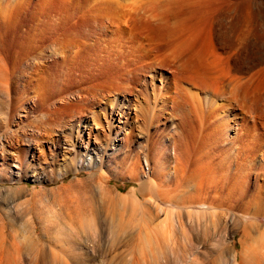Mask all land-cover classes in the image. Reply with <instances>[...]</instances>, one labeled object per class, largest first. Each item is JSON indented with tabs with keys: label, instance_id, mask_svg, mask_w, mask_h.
Returning <instances> with one entry per match:
<instances>
[{
	"label": "rangeland",
	"instance_id": "rangeland-1",
	"mask_svg": "<svg viewBox=\"0 0 264 264\" xmlns=\"http://www.w3.org/2000/svg\"><path fill=\"white\" fill-rule=\"evenodd\" d=\"M167 18L183 20L176 37L188 32L190 65L205 71L195 85L206 91L174 81L171 63L182 62L146 25ZM258 28L264 0H0V54L12 75L8 86L0 82V264H264V112L249 109L261 99L264 111V72L238 94L228 77L229 66L253 54L228 43ZM156 43L162 66L129 85L135 97L89 96L84 113L53 115L57 147L26 148L20 137L36 134L41 116L32 105L36 65L87 45L127 61ZM182 88L190 107L174 100ZM186 160L191 171L199 164L194 175L180 171Z\"/></svg>",
	"mask_w": 264,
	"mask_h": 264
},
{
	"label": "bare ground",
	"instance_id": "bare-ground-1",
	"mask_svg": "<svg viewBox=\"0 0 264 264\" xmlns=\"http://www.w3.org/2000/svg\"><path fill=\"white\" fill-rule=\"evenodd\" d=\"M172 19L170 20L167 18L166 20L164 19L162 21H151V22L147 21L146 22L147 24L146 23L145 24L149 25V27L151 26V27L155 28V30H158V35L157 34L156 35L163 42L165 41L164 42L165 44H163V43H161V44L165 45L163 47L167 48L166 51H168V49L170 47L173 48V51H172V48H170L169 51L173 52L172 56L175 53L174 54L175 57L173 56L174 59L180 58V60L182 62V64L178 63L180 65V68L178 67L179 65L177 67L172 66L173 64L171 63V61L168 62V60L171 56V53L168 51L169 52L168 55L170 54V56H169L168 60L166 59V62L171 63V66L170 65L169 66L173 67L170 69H172L171 71H172V76L174 78V81L175 82H178V81L183 82V83H186L187 85H193V86H196L195 84H199V83L201 84V81H202V83L205 81V73H204L205 71L199 72L197 70L200 68H197V70H196V69H194L195 67L193 68L190 65V60H191V58H190L191 53H189V48H190L189 47L190 46L189 45L190 44L189 38H190V36H188L189 35L188 32H187V34L184 35L185 37L182 38V40L179 39L183 36V34L180 33V30L184 31V28H185L184 25H182L184 27L183 29H181L182 26H180V28H178L179 23L183 22V20L182 21H180V20L176 21V19H174V20H172ZM78 25L80 26V24H78V23H77V25L76 24H70L69 27L72 28L70 30H73L75 27L78 28ZM186 28H188V26ZM76 30H78V29H76ZM155 32H157V31H155ZM176 35H179L178 40H177ZM235 39H236L235 41L228 43V44H230V47L232 50L237 51L240 49V51H241V50L248 48V49L252 50V52H253V54L250 55L249 57H247L248 55H246V57H244L240 60L237 59L236 61H238V62L234 66H229V68H228V75H229L228 77H229L230 81L234 83V86H233L234 92L238 94V92L242 91V89L244 90L245 88L252 86L251 83L253 82L255 77L258 74H260V73L262 74L264 72V66L259 67V68L255 67L256 69H254V71L253 70L250 71L251 69H253L252 68L253 66L258 67L259 65H257V64H261L264 62V53H261V51H263V49H264V30L263 29L259 30V28H258V30H256V32L251 34V35L250 34H248V35L242 34L240 36L236 35ZM154 40H156V39H154ZM226 42H229V40L226 39ZM159 44L157 45V43H156L155 45H157V46H154V48H151V51H148L146 53V55H144V56H133V57H131V53L130 52L127 53L126 55L131 57L130 59H127V61H123V58L125 57L123 55H125V54H122L119 51L109 50V49H101L100 47L99 48L96 47L97 49H95V48L89 47L88 45L87 46L82 45L83 47H79L76 50H70L69 49L70 51H66V52L61 51V53L57 54V55H59L58 61L57 60L53 61L52 64H49V63L47 64L46 62H44L42 67H40L39 65H36V67H34V72H36V70H37V74L40 73L41 77L38 76V78H36L35 77L36 75L34 76L36 78V80H33V81H35V83L32 84L33 85L32 88L34 89L33 91L35 93V96H34L35 98L33 100L32 105H33L34 110L37 109L38 111L41 112V116H39L37 122L36 123L34 122L35 124H33L34 126L36 125V128H37V129H33L36 132V134H34V132L32 131L33 133L28 134L29 136L24 135V137H20L24 141L26 148H28V149L31 148L32 144L33 145L36 144V146H37V143L40 141H41V143L45 142V143L51 144L52 146L57 147V143H59V138L61 135H59V134L53 135L52 131L53 132H59L60 130L59 131H57V130L60 126L55 130L51 129V131H49V129H50L49 125H50V122L52 120V117L55 116V117L59 118V116L63 114V111L64 110L67 111V109H69V110L77 109L80 112H83L84 108H86L88 106L87 104H85V102L89 96H94V97L99 96L104 101L105 100L107 101L108 97L110 98L112 96V94L123 93L126 91L127 95L135 97L137 94L133 95V93H134V89L136 87L133 88L129 85L131 83L134 85L136 83H138L140 78L138 79L137 76H139L140 73H142V72H146L147 69L151 70L154 67L153 66L154 63H156L155 65H157L159 67L162 66V60L163 59H161V61H159L160 60L159 52L161 51L159 48H162V46H159ZM73 48H75V46ZM174 48L175 49L178 48L179 50L174 52V50H175ZM180 49H182V50L180 51ZM250 50L248 52L251 54ZM178 51H180V53H177ZM190 52H191V50H190ZM33 53H34V51H33ZM133 55H135V54H133ZM153 55H154V57H153ZM2 56H3V54L2 55L0 54V62H1L0 66L2 65L1 69L3 68L4 73L0 69L1 72L3 73L2 78L0 77V79H1L0 82L3 83L4 85L8 86L9 84H11V76L12 75H11L10 70H8V68H6V59H4V57H2ZM151 56L153 57L152 64H144L145 63L144 59L150 58ZM164 57H166V56H164ZM238 58H241V57H238ZM34 59H36V57ZM177 61L178 60H176V62ZM172 62H174V60H172ZM261 65H263V64H261ZM247 71H250V72H248L249 74L247 76L241 75L242 73L244 74ZM33 74H35V73H33ZM193 81H194V83H193ZM195 82H197V83H195ZM3 84H0V85L4 86ZM30 84H31V82H30ZM199 85L196 86V88L200 87L201 91L202 90L206 91V89L203 86L201 88V86H199ZM5 90H6V87H5ZM181 90H182V92H185L186 94L183 93V94H181L182 96H179V94H178L179 92L175 93L176 96H174V98H175L174 100L178 99L177 97H179V98H182L181 101L183 100L182 102H184L185 104H186V102H189V104H190V101H189L190 99H188V98H190V95L189 96L187 95L188 91L183 89V88L180 89V91ZM2 91H4V89ZM142 91L144 92V90H142ZM142 91L140 90L141 93H142ZM136 92L138 93V90H136ZM244 93H246V92H244ZM68 94L73 95L72 97H74V98H71V96L68 97L69 96ZM237 94H236V96H237ZM246 94H248V93H246ZM60 95H61V97H59V100L61 102L60 106H58V107L54 106V108H53L51 105V107L53 109H50V106H48L49 100H52L53 97H56V96L58 97ZM140 96H141V94H140ZM194 96H191V97H194ZM75 97L77 99H75ZM246 97H248V96L246 95ZM237 98H239V97H237ZM56 99L58 100V98H56ZM258 100L259 101L254 102L253 105L252 104L249 105V103H248V105L250 106L249 109H251L253 111H258V113L260 111L264 112V111L259 109V108H261L260 104H262V102L260 103L261 99H258ZM73 101H75V102H73ZM235 101H237V100L235 99ZM244 101L248 102V101H251V99L250 98H249V100L245 99ZM244 101H242V102L244 103ZM247 102H245V103L247 104ZM189 104H186V107L189 106ZM176 105H178V104H176ZM177 107H179V106H177ZM174 108H175V106H174ZM263 110H264V108H263ZM258 113H256V114L258 115ZM262 114H264V113H261L260 117L261 116L263 117ZM111 118H113V114L111 115ZM56 121H57V119H56ZM82 122H83V120H81L79 118L77 120V126L78 125L81 126ZM32 123H33V121H32ZM84 123H85V120H84ZM262 126L264 127V123ZM31 127H32V125H31ZM41 130H43V131H41ZM263 130H264V128H263ZM16 136H17V134H16ZM128 140H130V138H128ZM7 141L10 145L11 144L10 141L9 140H7ZM60 141H61V139H60ZM20 142H21V140H20ZM65 144H68V141ZM89 144L93 145V143L88 139L87 145H89ZM95 146H96V148H93V150H97L99 152V148L94 143L93 147H95ZM175 153H173V154L175 155ZM0 154L3 157L7 158V152L5 150L2 149ZM134 157L135 158L133 160L135 162L131 163L132 164L131 167L136 166V164L139 163L140 154L134 155ZM182 157L188 158V153L186 151H184V152H178L176 154L177 160L181 161ZM146 159L151 160L154 164L153 166L158 165V162L160 161V160L159 161H153L152 157L150 159H148L146 157ZM179 165H181V163ZM198 165L199 164L195 165V168L191 171L190 170V168H191L190 163H189V161L186 160V162L181 165L180 171L184 173V172H186L185 170L188 168L190 170V174L194 175L195 170L197 169V167H199ZM205 167L207 168V166H205ZM202 168H203V166L201 165L200 171H203V174H202L203 176L207 175V173H210V170L208 168H207L208 170L206 168L205 169H202ZM186 181H187V179H186ZM142 185L140 188L143 187ZM140 190H142V189H140ZM241 263H243L242 260H241ZM241 263H239V264H241ZM230 264H232V263H230Z\"/></svg>",
	"mask_w": 264,
	"mask_h": 264
}]
</instances>
